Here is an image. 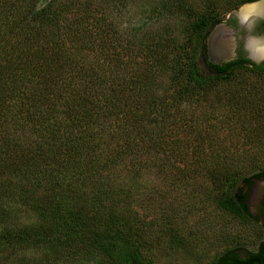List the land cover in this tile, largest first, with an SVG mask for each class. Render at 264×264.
<instances>
[{
	"label": "trees",
	"instance_id": "16d2710c",
	"mask_svg": "<svg viewBox=\"0 0 264 264\" xmlns=\"http://www.w3.org/2000/svg\"><path fill=\"white\" fill-rule=\"evenodd\" d=\"M106 1L0 0V264H48L41 258L50 251L58 259L79 250L107 264H154L142 254L129 183L180 157L167 140L170 112L226 84L234 70L264 77V63L240 54L223 65L203 61L205 38L223 21L217 4L193 15L184 47L167 29L140 38L132 27L120 31L108 11L118 15L128 0ZM240 88L229 96L243 97ZM189 170L172 174L180 185L185 174L207 178L216 207L257 222L245 188L264 180L263 168L248 177L217 162ZM263 254L264 241L255 252L227 250L214 264H260Z\"/></svg>",
	"mask_w": 264,
	"mask_h": 264
},
{
	"label": "rangeland",
	"instance_id": "374dc122",
	"mask_svg": "<svg viewBox=\"0 0 264 264\" xmlns=\"http://www.w3.org/2000/svg\"><path fill=\"white\" fill-rule=\"evenodd\" d=\"M91 1L108 5L106 0ZM237 1L128 0L118 15L109 11L108 15L116 21L120 31L132 27L139 31L140 38L144 33L158 36L167 29L177 43L185 47L193 15H199L210 4H217V9L224 13L223 20L239 15L244 7L253 4L264 12L263 4H259L262 0L241 4L235 9L226 8ZM162 6L171 13L161 14ZM244 33L240 34L244 37ZM255 36L264 39V30ZM258 44H264L263 40H247L249 53ZM232 73L226 84L215 85L197 103H182L176 111L170 112V122L175 123V127L170 124L174 135L167 140L179 146H176L181 151L179 158L169 155L161 168H153L148 173L142 170L131 182L125 178L119 181L125 187L130 182L135 188L133 224L139 234L142 254L154 264H214L227 250H236L239 254L255 252L258 244L264 241V231L258 222L239 221L215 206L211 195L216 192L207 178L185 174L181 177L185 184L180 185L178 176L172 174L176 166L191 171L196 163L213 162L224 163L227 170L241 172L246 177L255 166L264 169V77L252 76L244 68ZM240 86L243 87L241 92L247 89L244 96L230 97L229 94L241 89ZM136 163L142 166V161ZM251 183L252 186L245 190L252 213L256 209V197L264 188V180L251 179ZM239 186L244 187L242 183ZM93 250L87 245L86 251ZM79 251L81 253L75 252L72 258L58 259L51 255L54 251H50L41 261L107 264L97 253L88 255L85 250Z\"/></svg>",
	"mask_w": 264,
	"mask_h": 264
},
{
	"label": "flooded vegetation",
	"instance_id": "af4514ba",
	"mask_svg": "<svg viewBox=\"0 0 264 264\" xmlns=\"http://www.w3.org/2000/svg\"><path fill=\"white\" fill-rule=\"evenodd\" d=\"M263 13V15H262ZM262 15V16H261ZM253 17H256L255 19H252L250 21L245 22V26L242 24L240 16L238 14H234L233 17H229L226 20H223L222 23L220 24H224L226 26L227 29L234 31V40H235V46L233 49V53H234V57L233 60L237 59V55L240 54L243 57L249 59V55L252 54V51L250 50V53L246 47V43L247 40L252 39L253 38H259L256 35V33L261 32L262 30H264V12L259 9V12L254 15ZM232 19L234 21V24L229 20ZM217 26V25H216ZM215 26V27H216ZM241 26L243 28H241ZM215 27H213L212 29H210L207 37L205 38V41L203 43V47L204 49L202 50L204 57H203V61H209L212 62L213 64H217V62L219 61V59L217 58L216 54L210 55V49H209V45H208V38L211 34V32L215 29ZM241 32H245L244 37L240 34ZM231 60V61H233ZM251 61V60H250ZM252 62V61H251ZM226 63V62H224ZM223 63V64H224ZM222 64V65H223ZM218 65V64H217ZM252 186V185H251ZM263 202H264V188L261 189V191H259L257 197H256V209L255 211H253L251 213L250 209V213L257 218V222L259 223V225L261 226L262 229H264V212H263Z\"/></svg>",
	"mask_w": 264,
	"mask_h": 264
},
{
	"label": "water",
	"instance_id": "95a60500",
	"mask_svg": "<svg viewBox=\"0 0 264 264\" xmlns=\"http://www.w3.org/2000/svg\"><path fill=\"white\" fill-rule=\"evenodd\" d=\"M260 3L264 4V2L262 1ZM255 18L256 17H251L247 21H250ZM245 22H242V24H244ZM233 34L234 31L227 29L224 24H218L215 27V29L211 32L208 38L210 55L213 54L217 55V58L219 59V61L217 62L218 65H222L224 62H229L233 60L234 57L233 49L235 46V40ZM251 38L260 39L263 40L264 42L263 38H253V37ZM249 59L255 64L264 63V59L256 61L251 57V55H249ZM260 264H264V254L261 257Z\"/></svg>",
	"mask_w": 264,
	"mask_h": 264
},
{
	"label": "bare ground",
	"instance_id": "6f19581e",
	"mask_svg": "<svg viewBox=\"0 0 264 264\" xmlns=\"http://www.w3.org/2000/svg\"><path fill=\"white\" fill-rule=\"evenodd\" d=\"M259 4H262V3H259ZM263 6H264V4H263ZM258 12H259V8H257V6L253 4L252 6L244 7L240 11L239 16H240L241 21L244 22V21L250 19L251 17H253L254 15H256ZM262 45H264V44H262ZM256 48H257V46L252 51L251 57L256 61L263 60L264 59V53H257Z\"/></svg>",
	"mask_w": 264,
	"mask_h": 264
},
{
	"label": "clouds",
	"instance_id": "9594fccd",
	"mask_svg": "<svg viewBox=\"0 0 264 264\" xmlns=\"http://www.w3.org/2000/svg\"><path fill=\"white\" fill-rule=\"evenodd\" d=\"M264 2V0H262ZM257 53H264V45L258 44L256 48Z\"/></svg>",
	"mask_w": 264,
	"mask_h": 264
}]
</instances>
